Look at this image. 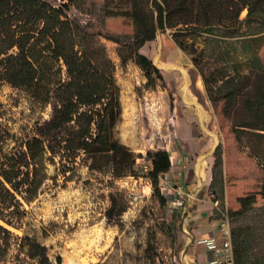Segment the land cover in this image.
Returning <instances> with one entry per match:
<instances>
[{"label": "rangeland", "instance_id": "rangeland-1", "mask_svg": "<svg viewBox=\"0 0 264 264\" xmlns=\"http://www.w3.org/2000/svg\"><path fill=\"white\" fill-rule=\"evenodd\" d=\"M48 1L55 5L62 2ZM126 6L130 8L125 0H75L69 5L66 16L73 26L76 49L90 56L100 69L111 73L119 87L121 115L114 128V136L134 152L136 175L113 177L109 166L102 162H99L100 169H89V160L83 156L78 157L74 164H68L65 174L58 170L59 166L47 164L48 178L32 201H22L24 211L15 224L6 225L0 221L14 235H29L44 244L51 264H58L57 256H61L60 264H175L177 261L184 239L182 212L168 205L172 189L163 179L159 178L158 184L165 203L155 197L147 177L149 161L145 158L147 151L162 149L169 154L174 152L175 134L170 125L172 90L166 88L162 77L139 61L138 53L144 52L151 60L148 48L154 44L163 48L178 47L174 39L179 34L178 38L188 50L178 47L185 61L183 67L196 55L199 66L207 75H226L225 62L231 50L247 58L253 69L259 66L258 52L264 48V0L261 8L253 7L249 16L243 10L240 14L243 15L242 20L234 27L198 28L187 25L171 30L156 29L154 39L145 41L138 48V53L134 52L135 47L143 35L140 34V25L126 17ZM206 32L218 37H211ZM254 34H257L254 40L248 38ZM221 36L245 38L222 44L228 40L219 39ZM239 40L243 44L232 45ZM205 44L218 52L210 54L205 50ZM43 45L37 43L32 48L34 58L40 56L39 50ZM191 50L197 53L191 54ZM199 53L202 57L197 55ZM52 66V71L59 69L60 72L48 71L42 66L47 79H66L61 61H55ZM198 80V86L204 89L202 79ZM48 92L40 85L15 88L7 82L0 83L1 156L22 149L24 142L34 135L35 127L49 118L50 95L48 102L43 101ZM240 117L232 115L236 120ZM225 122L228 124L227 118ZM220 136L223 149L222 133ZM227 139L229 162L236 169L241 163L242 152L247 149L244 145L237 147L229 131ZM220 167V164L216 165L217 172ZM111 197L115 198L116 206L115 213L108 219L106 212L111 205ZM119 210L120 214H116ZM243 225L252 227L244 237L249 241L244 264H252L254 253L264 250V208L247 211L230 222L231 228ZM19 255L13 244L3 264H18L23 256Z\"/></svg>", "mask_w": 264, "mask_h": 264}, {"label": "trees", "instance_id": "trees-1", "mask_svg": "<svg viewBox=\"0 0 264 264\" xmlns=\"http://www.w3.org/2000/svg\"><path fill=\"white\" fill-rule=\"evenodd\" d=\"M59 5L48 0H0V83L15 88L41 86L47 88L51 99V114L35 127L34 135L20 150L0 155V221L15 224L23 213V202L32 201L48 178L47 164L64 170L78 157L89 160V169H100L99 162L111 169L113 177L135 176L136 156L115 136L120 120L119 87L111 73L100 69L90 56L76 49L73 26L66 13L75 0H61ZM130 8L125 15L140 25L143 35L135 51L145 41H152L156 29H175L195 25L234 27L253 7L261 8L263 0H125ZM263 12V11H262ZM264 13V12H263ZM175 37L178 47L188 51L183 41ZM44 43L40 56L32 48ZM48 55H46V54ZM138 53V52H137ZM191 50V54H196ZM139 61L161 77L159 69L141 53ZM202 57V54H197ZM41 58V59H40ZM258 67L246 74L232 76L207 73L195 57L191 59L201 76L208 100L222 133L224 145L216 147V160L224 152L226 213L231 221L247 211L264 208V48L258 52ZM61 61L66 79L52 81L45 70ZM59 71V69H57ZM54 70L52 72H57ZM60 72V71H59ZM53 73V75L55 74ZM149 79V73L146 74ZM42 82V83H41ZM240 115L239 120L232 115ZM228 120V124L225 122ZM231 132L237 147L245 146L241 163L236 169L229 160L227 132ZM0 131V144L2 141ZM145 158L150 170L147 177L155 197L165 203L159 188V176L170 165L169 153L162 149L147 151ZM106 212L109 219L115 213V198ZM120 214V210L116 212ZM0 222V264L10 247L17 248L18 264H51L44 244L29 235L18 237ZM249 225L233 226L231 232L232 264H244ZM60 264L61 256L56 257ZM252 264H264V250L254 253Z\"/></svg>", "mask_w": 264, "mask_h": 264}, {"label": "crops", "instance_id": "crops-1", "mask_svg": "<svg viewBox=\"0 0 264 264\" xmlns=\"http://www.w3.org/2000/svg\"><path fill=\"white\" fill-rule=\"evenodd\" d=\"M205 34L218 37L207 32ZM256 36L254 34L248 38L254 40ZM223 38L228 41L222 44H231V41L244 39L245 36L219 37ZM240 42H232V45L243 44ZM210 46L205 44V50L210 54L218 52ZM148 51L151 53V64L159 69L173 97L170 125L175 134L174 152L169 154V169L159 178L173 186H181L184 192L185 206L181 215L184 239L175 264H232V260L225 257L219 233L223 214H226L227 195L224 154L220 155L215 164V151L220 145L221 136L211 102L205 89L198 86V78L201 77L191 61H187V66H182L184 57L176 45L163 48L154 44ZM234 51L231 50L226 58L228 74L246 73L253 69L247 58L234 54ZM142 54L146 56L144 52ZM218 164L221 166L219 172L216 171ZM210 243L214 246L209 247Z\"/></svg>", "mask_w": 264, "mask_h": 264}, {"label": "built area", "instance_id": "built-area-1", "mask_svg": "<svg viewBox=\"0 0 264 264\" xmlns=\"http://www.w3.org/2000/svg\"><path fill=\"white\" fill-rule=\"evenodd\" d=\"M167 183V182H166ZM168 184V183H167ZM170 188L172 189L171 195L167 199V203L170 207H176L181 212H183V208L185 206V200H184V192L179 185H171L169 184ZM230 219L226 214H223V221L219 227V233L220 238L222 240V249L225 251V257L226 259L232 260V249H231V232H230ZM213 247V243L209 244V247ZM215 262H212L211 264H214Z\"/></svg>", "mask_w": 264, "mask_h": 264}]
</instances>
